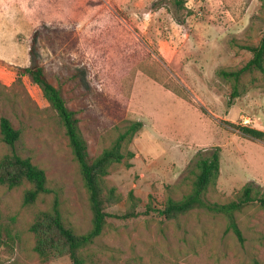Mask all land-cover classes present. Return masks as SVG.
<instances>
[{
    "label": "rangeland",
    "instance_id": "1",
    "mask_svg": "<svg viewBox=\"0 0 264 264\" xmlns=\"http://www.w3.org/2000/svg\"><path fill=\"white\" fill-rule=\"evenodd\" d=\"M185 8L193 12L188 18L170 0H0V119L20 133L13 148L0 140V159L11 152L29 159L44 171L49 190L25 205L28 185L0 187V264H72L42 262L33 251L29 228L54 203L76 234L92 227L65 130L40 87L18 70L32 65L60 88L91 157L127 123L143 125L128 146L131 167L115 165L106 178L122 200L106 210L102 234L81 252L85 264H264L258 203L236 214L243 245L220 216L194 211L167 221L156 213L168 197L189 191L182 179L214 147L221 151L220 173L207 201L225 204L250 182L264 194V182L242 162L264 151V143L230 126L264 131V78L244 73L231 99L232 84L217 75L252 58L239 46L258 45L264 0H186ZM129 193L137 199L136 216L123 219Z\"/></svg>",
    "mask_w": 264,
    "mask_h": 264
},
{
    "label": "trees",
    "instance_id": "2",
    "mask_svg": "<svg viewBox=\"0 0 264 264\" xmlns=\"http://www.w3.org/2000/svg\"><path fill=\"white\" fill-rule=\"evenodd\" d=\"M170 1L176 12L185 11L187 18L193 14L192 11L185 8L186 0ZM194 1L204 3L205 0ZM174 18L178 24L183 25L185 22L177 17ZM239 48L250 53L252 58L238 71L220 70L217 72L219 77L232 84L231 99L238 96V83L244 73L257 71L264 78V33L258 45H244L239 46ZM18 70L29 75L31 80L40 87L44 100L59 118L65 130L73 158L78 165L92 213L91 230L85 235H78L64 223L56 203L50 210L38 212L29 228V232L34 238L33 251L42 262L67 258L72 264H85L81 252L102 234L106 225V210L122 200L116 188L110 186L106 178L115 165H123L126 169L131 167L129 162L134 155L128 151V146L143 125L138 121L127 123L109 148L102 150L98 156L91 157L88 153L86 140L80 133L79 119L76 117V113L68 108L60 88L54 87L48 82L42 69ZM181 99L185 100L184 98ZM201 111L203 112V110ZM230 126L244 138L264 143V132L260 130L245 126ZM19 137L20 133L13 129L10 121L1 118V142L13 148ZM220 153V148L214 147L208 153L199 156L194 168L181 181L182 184L190 182L189 191L178 200L168 197L156 213L167 221H176L194 211L220 216L226 221V232H231L237 242L243 245L244 238L237 223L236 214L254 203H258L259 207L264 210V194L254 186L253 182H250L239 190L234 200L225 204L207 201L206 195L210 189L215 187L219 177ZM23 185L29 186L23 196L25 205H32L40 195L49 193L44 171L34 166L29 159H23L11 152L0 159V187L12 191L21 188ZM127 199L131 206L122 216L123 219L136 216L135 204L137 199L133 197L132 193L128 194Z\"/></svg>",
    "mask_w": 264,
    "mask_h": 264
},
{
    "label": "crops",
    "instance_id": "3",
    "mask_svg": "<svg viewBox=\"0 0 264 264\" xmlns=\"http://www.w3.org/2000/svg\"><path fill=\"white\" fill-rule=\"evenodd\" d=\"M162 90H164V89H162ZM164 91H166V90H164ZM166 92L170 96L174 95V94L172 95L168 91H166ZM173 98H175V97H173ZM175 100H177V99L175 98ZM178 103H183V104H187L188 106H191L187 102H185L181 99L178 100ZM260 130L262 132H264L263 129H260ZM255 154L256 153L247 154L244 157L245 159L242 160V162H243V165H244V167L248 173H255L258 175L255 177V180L260 181V182L261 181L264 182V165H263L264 151H259V152H257L256 155Z\"/></svg>",
    "mask_w": 264,
    "mask_h": 264
},
{
    "label": "water",
    "instance_id": "4",
    "mask_svg": "<svg viewBox=\"0 0 264 264\" xmlns=\"http://www.w3.org/2000/svg\"><path fill=\"white\" fill-rule=\"evenodd\" d=\"M33 61V60H32ZM35 69V67H34V65H32L31 67H30V70H34Z\"/></svg>",
    "mask_w": 264,
    "mask_h": 264
}]
</instances>
